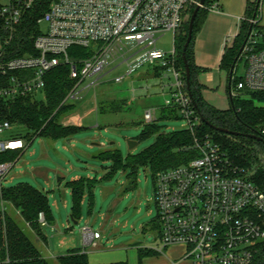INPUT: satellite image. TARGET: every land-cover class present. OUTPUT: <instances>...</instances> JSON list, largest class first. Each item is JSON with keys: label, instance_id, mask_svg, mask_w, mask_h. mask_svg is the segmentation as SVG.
Returning <instances> with one entry per match:
<instances>
[{"label": "built area", "instance_id": "2783aa9c", "mask_svg": "<svg viewBox=\"0 0 264 264\" xmlns=\"http://www.w3.org/2000/svg\"><path fill=\"white\" fill-rule=\"evenodd\" d=\"M33 1L0 0V100L44 96L46 73L61 64L67 65L70 78L77 80L67 99L74 98L75 89L85 79L100 76L112 65L113 69L124 66L128 76L153 64L175 79L162 106L176 109L188 129L197 125L199 117L186 82L175 67L174 47L170 54L157 49L156 35L172 32L174 36L187 6H197L199 1L55 0L37 21L46 28L34 39L36 54L6 57L5 49L13 40L22 12L30 9ZM217 9L214 4L208 8ZM72 46L88 49L89 55L75 62L68 55ZM241 49L238 59L245 71L232 96L239 91L264 92V27L257 19L251 21ZM125 76L114 80L121 83ZM143 91L148 93L149 88ZM158 110L146 111L145 122L156 121ZM18 130L16 124L0 117V154L18 152L20 158L27 150L29 143ZM255 135L264 138V123ZM195 148L197 158L154 176L160 242L154 251L162 254L168 247L183 246V260L189 264H252L257 245L264 241V192L252 181L251 172L235 165L211 139L195 142ZM15 161L0 163V189ZM38 220L44 225L42 214ZM81 234L85 244L99 238L88 226Z\"/></svg>", "mask_w": 264, "mask_h": 264}, {"label": "trees", "instance_id": "16d2710c", "mask_svg": "<svg viewBox=\"0 0 264 264\" xmlns=\"http://www.w3.org/2000/svg\"><path fill=\"white\" fill-rule=\"evenodd\" d=\"M55 0H34L30 9L24 10L19 25L13 36L10 46L5 49L6 57L35 55L33 42L41 33L38 19L49 9ZM199 1V0H198ZM246 1V9L241 19L233 46L225 48L222 54L219 69L227 75L239 55L251 27V21L258 19L262 0ZM215 0H206L203 8L199 9L194 23L193 33L197 24L206 15L208 8ZM196 6L189 10L188 20L182 21L174 35L175 67L185 78V65L182 58L183 47L188 34V25ZM187 11V9H186ZM185 11V14H186ZM183 16V20L185 17ZM202 25V23H201ZM0 36L3 32L0 26ZM192 39L186 50L185 57L190 70L189 91L193 109L199 117L197 125L191 129L175 130L168 134L161 133L156 122L146 123L138 140H145L155 136L154 142L137 154H128L125 158L117 149H110L98 153L95 158L108 162L107 172L101 179L108 180L117 170L125 173L129 189L136 187V173L141 167H148L154 176L171 168L184 165L199 156L195 142L209 138L227 153L232 162L251 172L252 181L264 192V138L257 140L247 137V134H256L259 126L264 123V92L239 91L232 96V104L226 110L217 109L203 98L204 86L198 81L201 72L196 66L191 48ZM70 59L86 58L89 54L84 48L72 46L68 49ZM237 63V61H236ZM235 63V65H236ZM234 65V68H235ZM234 73V72H233ZM44 96L37 100L31 96L20 97L13 101L0 100V117L9 123L16 124L19 129H25L24 138L30 145L35 137L57 141L69 139L82 128V126L62 125V119L71 114L73 105L67 104V97L77 84V80L69 76V67L61 64L52 68L45 75ZM238 80L233 79V74L228 80L231 93ZM187 89V86H186ZM229 91V90H228ZM123 102L114 104L109 109L118 111L123 107ZM105 112L104 106L98 107ZM179 120L177 110L161 106L156 120ZM207 123V124H206ZM210 126L227 129L241 135H229L217 132ZM19 158L18 152L0 154V163L14 162ZM98 180L80 177L65 183L70 190L71 219L77 222L82 214V201L86 197L91 211L94 206V190ZM42 214L44 225L39 222ZM15 218L21 219L32 231L34 236L45 243L43 229L54 223V215L46 193L36 189L27 182H21L13 187L0 189V264H51L44 258L40 251L22 230ZM151 230H158L156 220L150 224ZM157 255L151 249L139 247L137 250L138 261L148 256ZM58 264H90L87 255L81 249H69L65 254L56 258ZM109 264H127L116 262ZM252 264H264V241H261L254 253Z\"/></svg>", "mask_w": 264, "mask_h": 264}, {"label": "rangeland", "instance_id": "374dc122", "mask_svg": "<svg viewBox=\"0 0 264 264\" xmlns=\"http://www.w3.org/2000/svg\"><path fill=\"white\" fill-rule=\"evenodd\" d=\"M193 6L196 5L187 6L184 22L188 20L189 10ZM209 13L214 12L206 11L205 14ZM204 19L205 15L197 24L191 48L196 64L212 83L208 93L214 101L210 103L221 110H226L230 107L226 94L227 74L219 69V64L224 49L233 46L237 25L234 23L228 27L221 42H218L217 38L207 40L205 30L199 33ZM45 28V24L40 26L42 31ZM156 38V48L170 54L174 47L173 33L157 34ZM113 68L114 65L105 69L100 76L85 79L75 89L74 98H68L67 104L73 105L71 114L82 118V128L69 139L52 141L35 137L23 155L17 158L2 182V186L13 187L21 182H27L51 196V204L53 196L59 201L60 214L54 213L55 224L58 225L59 232L50 226L43 229L48 245L56 247L59 238H74L79 247H82L81 229L88 222L89 228L98 231L101 235L102 244L105 246L107 243H113L112 246L126 245L128 252H132L135 257V260L130 259L127 253V262L137 264V247L153 250L160 248V242L156 236L157 230L150 229V224L157 215L154 179L148 167H141L137 170L134 189L128 188L125 173L121 170H117L108 180L101 179L107 172L106 168L109 163L98 160L94 155L106 150L117 149L125 158L128 154H137L150 146L155 136L138 140L146 125L143 118L144 113L151 109L158 110L163 105L170 94L169 86L174 83L175 79L170 72L155 69L153 64L144 65L128 76H125L124 66ZM244 71L243 61L238 59L233 79L239 80L244 75ZM119 76L125 77L121 83H116L114 79ZM145 88H149L148 93L143 91ZM35 98L42 100L43 96L38 94ZM120 101L124 103L120 110L109 109ZM100 106L106 108L105 112L99 110ZM154 122L160 127L159 131L165 134L189 127L187 121L181 118ZM18 132L24 135L25 129H19ZM127 141H135L137 144L129 150ZM86 154H90V157ZM39 168L43 170V175L39 173ZM74 173H78L80 177H95L98 180L94 190L93 210L89 214L88 204L85 202L82 212L85 221L80 220L76 224L72 219L68 222L67 214L62 210L64 196L68 197L70 208V195H64L63 192L67 180L58 181L57 179V177L69 178ZM58 182H60L59 185ZM15 219L38 250L45 248L43 242L31 234L21 219ZM61 224H63L62 227ZM50 229L54 231L51 232ZM86 247L88 248L89 245ZM112 257L114 256H110L109 259ZM111 261L113 260H109ZM51 264L58 263L52 262Z\"/></svg>", "mask_w": 264, "mask_h": 264}, {"label": "crops", "instance_id": "0c3cea01", "mask_svg": "<svg viewBox=\"0 0 264 264\" xmlns=\"http://www.w3.org/2000/svg\"><path fill=\"white\" fill-rule=\"evenodd\" d=\"M246 1L247 0H215V2L213 4L216 5L218 9H217V11H213L214 13H209V14L205 15V19H204V21L200 27L199 33L203 32L205 30L206 31L205 36H206L207 40L209 38L210 39L211 38L212 39L217 38L218 42H221V40L223 38V34L227 31L228 27H231L235 23L237 25V30H238L239 23H240L241 19H243V17H244V13H245V9H246ZM253 1L254 0H251V2H253ZM260 7H261L260 15L257 19V22L260 26L264 27V0H262ZM208 11H211V10H208ZM236 33H237V31H236ZM195 64H196V62H195ZM196 66L199 67L197 64H196ZM199 69H201V68L199 67ZM200 71L201 72L198 74V81L201 85L204 86V89L202 91L203 98L205 99L206 102H208L209 104H211L212 106L217 108L215 105L210 103V102L214 101L211 94L208 93V90H210L212 83H211V81H209V79L207 77L204 76L203 70H200ZM226 81H227L226 82V94L228 96V75L226 77ZM228 99H229V96H228ZM217 109H219V108H217ZM67 116H65L62 119V121H61L62 125H64V126H67V125L82 126V118L81 117L76 116L74 114H69ZM86 155L90 157V154H86ZM96 155L97 154H95L94 157ZM39 169H40L39 173L43 175V173H42L43 170L41 168H39ZM47 177H48V175L46 174V178ZM79 178H80V175L78 173H74V174L70 175L69 178L57 177L58 181H60V179L71 181V180H78ZM48 183H50L49 180H48ZM59 184H60V182H58V185ZM63 189H64V191H63L64 195L69 196L70 190L65 186V184H64ZM47 197H48V201H49V204L51 206V210H52L53 215H54V213L60 214V211H61L60 208L61 207H60L59 201L56 200L53 196L52 197L53 202L51 204L50 203L51 196L47 195ZM67 199H68V197H66V196H64L62 199V201H63L62 210H64V212L67 214V218H68V222H69L71 220V211H70ZM70 200H71V197H70ZM85 202H87L86 197L82 201V212H83V207H84ZM87 204H88V202H87ZM94 205H95V194H94ZM70 207H71V202H70ZM93 207L90 211L89 204H88V209H89L88 213L89 214L92 212ZM80 220L85 221L83 214H81ZM79 221H77L75 223H78ZM62 226H63V224H61V227ZM86 226L89 227L88 222H86L84 227H86ZM25 227L31 232V234H33L32 231L30 230V228L26 224H25ZM46 227H48V226H45L44 228H46ZM50 227L51 228L54 227V229L59 232V227L57 224H55V216H54V223ZM69 229H71V228H69ZM50 231L53 232L54 230L50 229ZM92 231L97 232L99 234L98 231H95V230H92ZM44 237H45V243L43 242V244H44L45 248H43L39 251H40L41 255L44 258L48 259L51 263L52 262L57 263L56 258L60 255L65 254L66 251L69 249H81L87 255V258H88V261L90 264H109V263H116V262H125V263L129 264L127 262L128 260L126 259L128 256L127 253H129L130 259L135 260V257L133 256L132 252H128L129 250H128V248H126V245L121 244L119 246H116V245L112 246L113 243H111V244L107 243L105 246L104 244H102V237L100 234H99V238L93 240L92 243H90V244H85L84 241H82V247H79V245L76 243L74 238H68V239L67 238H59V240L57 242V246L55 247L54 245H48L46 234L44 235ZM36 239H38V238L36 237ZM88 245H89V247L87 248L86 246H88ZM138 248L139 247H137L136 249L138 250ZM146 249H151V248H146ZM151 250H153V249H151ZM184 251H185V248L183 246H171V247H168L167 249H165L164 253L157 254L154 256L145 257L140 262L138 261V258H137L136 263L137 264H171L172 262L176 261L177 264H189V262L187 260H183ZM110 256H114V257H112V259H109ZM109 260H113V261L109 262Z\"/></svg>", "mask_w": 264, "mask_h": 264}, {"label": "water", "instance_id": "95a60500", "mask_svg": "<svg viewBox=\"0 0 264 264\" xmlns=\"http://www.w3.org/2000/svg\"><path fill=\"white\" fill-rule=\"evenodd\" d=\"M258 1H257V3H258ZM205 2H206V0H199V4L196 6V8L193 11V14L190 17L189 25H188V34H187V38H186V41H185V44H184V47H183L182 58H183V62H184V65H185V78H186V86H187V90L188 91H189L190 70H189V67H188V64H187V61H186L185 53H186V50H187V48H188V46L190 44V41L192 39L193 23H194L195 17L197 15L199 9L204 7ZM241 51H242V49H240L239 55H240ZM239 55L235 59V63L238 60ZM235 63H234V65H235ZM234 65H233V67L231 68V70H230V72L228 74L229 83H230L231 76L233 74ZM228 90H229L228 91L229 102H230V104H232V93H231L230 87L228 88ZM189 96H190V94H189ZM210 127L213 130H215L217 132H220V133L229 134V135H235V136L241 135L240 133L229 131L227 129L218 128V127H214V126H210ZM245 136L250 137V138H254V139H257V140H261V138L258 137L255 134H247ZM136 144L137 143L135 141H127V147H128L129 150L133 149L136 146Z\"/></svg>", "mask_w": 264, "mask_h": 264}]
</instances>
